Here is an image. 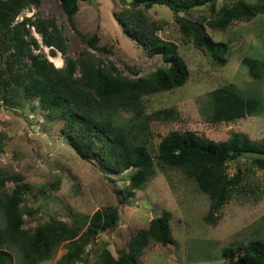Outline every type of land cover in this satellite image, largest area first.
<instances>
[{
	"label": "trees",
	"instance_id": "1",
	"mask_svg": "<svg viewBox=\"0 0 264 264\" xmlns=\"http://www.w3.org/2000/svg\"><path fill=\"white\" fill-rule=\"evenodd\" d=\"M80 0H60L73 29L87 45L77 58L68 56V40L55 17H24L21 13L39 6L41 0L0 1V96L8 102L28 100L45 112L47 121L62 120V133L74 151L86 161H96L104 170L123 173L133 170L122 189V203L147 182L154 167L149 142L134 124L118 123L115 113L135 107L143 96L173 90L189 78L186 61L175 43L164 40L159 31L166 20L151 13L155 5L166 6L174 14L179 32L185 40L224 62L226 45L216 42L208 27L224 30L234 21H249L264 14V0H119L122 8L114 13L123 31L140 44L151 58L161 57L163 64L148 75L125 64L126 74L115 61L105 62L97 53L112 52L100 44L97 34L80 31L77 14ZM41 36L42 42L32 34ZM64 56L65 65L58 67L44 53ZM39 51V52H38ZM251 74L258 78L264 62L244 58ZM258 101L246 95L233 83L215 89L211 94L208 119L212 124L232 122L256 111ZM6 134L0 132V153ZM250 159L252 168L264 170V142L232 134L225 140H214L194 131H171L158 144L156 161L163 167L182 171L194 179L211 200V216L221 210L240 188L243 171L232 175L227 163L236 157ZM13 189L0 197V264H14L10 248L17 247L22 264H36L50 259L62 243L67 251L56 264H75L87 252L88 245L100 234L107 233L119 220V208L111 206L93 215L72 211L69 220L58 217L39 220L25 227V216L36 218L37 210L29 206L26 193L30 184L25 175L6 166L0 170V189L7 183ZM172 213L164 210L148 226L131 235L119 257L103 247L95 264H139V258L151 242L174 244ZM234 264H264V241L223 250Z\"/></svg>",
	"mask_w": 264,
	"mask_h": 264
},
{
	"label": "rangeland",
	"instance_id": "2",
	"mask_svg": "<svg viewBox=\"0 0 264 264\" xmlns=\"http://www.w3.org/2000/svg\"><path fill=\"white\" fill-rule=\"evenodd\" d=\"M79 7L78 29L99 35L100 44L112 50L97 53L105 62L113 60L131 75L125 64L135 67L140 75H148L163 64L161 57H149L144 48L123 31L114 16L122 8L119 0H80ZM151 13L167 21L159 35L176 44L187 63L189 78L179 88L143 96L137 106L115 113L118 123L134 124L149 142V151L155 160L144 186L122 203V189L133 170L112 173L94 160L82 159L63 135L62 120L47 121L45 112L35 108L31 101L13 103L1 96L0 132L6 134V140L0 153V170L11 166L22 172L30 184L26 201L38 213L36 218L25 216V227H34L39 220L50 217L69 220L72 211L93 215L111 206L119 208L116 226L107 233H100L75 264H95L103 247L119 257L127 249L131 235L147 227L150 220L164 210L173 215L171 228L175 243L151 242L139 258V264H234L223 256L224 249L264 241V170L252 168L249 158L239 156L228 161L230 175L241 170L245 178L233 198L212 217L211 200L196 181L180 170L159 165L156 154L159 142L171 131L191 130L214 140L238 134L264 142V69L256 78L244 63V58L264 62V14L249 21H234L224 30L208 27L213 39L226 45L221 64L206 50L181 36L168 7L155 5ZM31 16L56 18L68 40V56L77 58L87 47L70 25L60 0H41L39 6L25 9L18 20ZM32 34L42 42L34 29ZM41 53L56 66L65 65L61 53L53 57L43 44ZM228 83L237 86L246 97L256 99L258 107L236 121L212 124L208 119L211 94ZM13 186L7 183L0 189V197L10 193ZM0 222L3 224L1 212ZM9 250L13 263L22 264L19 249ZM66 251L64 242L50 259L36 264H56Z\"/></svg>",
	"mask_w": 264,
	"mask_h": 264
},
{
	"label": "crops",
	"instance_id": "3",
	"mask_svg": "<svg viewBox=\"0 0 264 264\" xmlns=\"http://www.w3.org/2000/svg\"><path fill=\"white\" fill-rule=\"evenodd\" d=\"M59 67H62V65H61V66H59Z\"/></svg>",
	"mask_w": 264,
	"mask_h": 264
}]
</instances>
